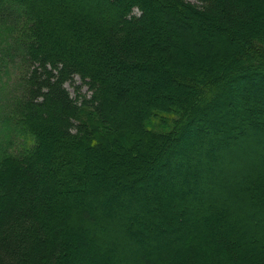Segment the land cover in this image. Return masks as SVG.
Instances as JSON below:
<instances>
[{
  "label": "trees",
  "instance_id": "16d2710c",
  "mask_svg": "<svg viewBox=\"0 0 264 264\" xmlns=\"http://www.w3.org/2000/svg\"><path fill=\"white\" fill-rule=\"evenodd\" d=\"M0 31V264H264V0H0Z\"/></svg>",
  "mask_w": 264,
  "mask_h": 264
},
{
  "label": "rangeland",
  "instance_id": "374dc122",
  "mask_svg": "<svg viewBox=\"0 0 264 264\" xmlns=\"http://www.w3.org/2000/svg\"><path fill=\"white\" fill-rule=\"evenodd\" d=\"M11 10L13 14H15V9L13 7H11ZM4 33L5 31H0V142L6 139L5 130H8V128L6 129L3 123L6 118L5 115H7L8 111L10 110L9 102L12 104V101L20 95L22 83L21 76L26 72V70L22 68L16 58L12 59L10 58V56H8V48H5V39L8 34ZM77 86L79 87L78 92L75 89V87ZM65 88L72 98L78 97L80 100L81 97L88 98L90 96L88 87L85 84H82L78 77H75L71 83H66ZM189 134L191 133L189 132ZM15 139V145H13L12 147L15 150L17 148L21 149V147L24 146V142L21 139V136L18 135V137ZM26 143L28 144L29 141L27 140ZM188 148H185V150H188Z\"/></svg>",
  "mask_w": 264,
  "mask_h": 264
}]
</instances>
